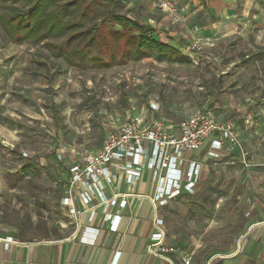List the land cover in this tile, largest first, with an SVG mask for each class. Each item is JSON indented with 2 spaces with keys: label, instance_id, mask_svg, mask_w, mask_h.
I'll use <instances>...</instances> for the list:
<instances>
[{
  "label": "rangeland",
  "instance_id": "374dc122",
  "mask_svg": "<svg viewBox=\"0 0 264 264\" xmlns=\"http://www.w3.org/2000/svg\"><path fill=\"white\" fill-rule=\"evenodd\" d=\"M116 1L119 13L150 26L155 27L163 16L180 24L158 6V0ZM176 1L182 12L181 2ZM89 3L93 7L84 25L108 24L97 0H81L69 18L77 20ZM28 6L23 0H0V108L5 114L0 116V218L16 222L23 237L56 233L57 219L64 216L59 203L67 165L57 158L56 150L99 149L110 130L138 109L149 107L151 100L159 102L165 114L177 122L198 109L220 113L224 95L245 102L253 94L250 88L257 86L263 90L259 109L264 112V79H254L264 73V61L255 62L256 50L247 37L220 41V47L203 51L196 64L178 61L179 52L168 59L155 51L139 60L120 61L123 42H113L106 35V43L99 46L103 59L95 62L91 58L95 52L83 56L77 51L83 42L65 45L68 36L43 41L12 37L1 16H8L15 7ZM161 27L165 28L158 29ZM182 37L179 43H186ZM57 46L66 48V55H56ZM100 62L108 65L98 66ZM230 73L239 78L230 81ZM251 107L244 103L245 111ZM6 127L16 130L13 147L5 142ZM247 151L249 165L241 160L210 168L197 191L173 199L163 209L166 231L200 256L230 254L246 228L252 211L251 173L264 168V160L257 162L250 149ZM144 176L150 183L149 170Z\"/></svg>",
  "mask_w": 264,
  "mask_h": 264
},
{
  "label": "crops",
  "instance_id": "0c3cea01",
  "mask_svg": "<svg viewBox=\"0 0 264 264\" xmlns=\"http://www.w3.org/2000/svg\"><path fill=\"white\" fill-rule=\"evenodd\" d=\"M179 1L184 16L179 25L173 24L163 16L162 21L152 27L156 29L158 38L164 42L170 41L180 56L187 58L189 62L193 61L198 64L201 53L212 50L214 45L220 47V41L229 40L228 42H230L234 38L247 37L246 39L252 42L256 50L255 62L264 61L262 54L264 49V0ZM161 25H164L165 28L161 27L162 29L159 30ZM182 36L186 39V41L184 40L186 43H179V38ZM195 38L201 39L202 45L198 50L189 54L183 50L182 46L189 44ZM238 78L239 76L233 73L228 76L230 81ZM260 78L264 79V73L257 75L254 79L258 82ZM243 79L246 77L244 76ZM250 90L253 91V94L244 99L246 106L252 105L250 110H244V101L241 102V105L239 100L224 95L221 96L223 104L220 103L222 106L220 113L218 112L216 115L219 120H233L245 148L250 149L252 153L251 158L261 163L264 160V151L262 152L260 147H264V112L259 109V101L263 90L257 86L250 88ZM228 93L232 92L228 91ZM151 102L156 103L159 107L157 111L152 110L154 115L166 122L176 124L182 118L173 122L174 120L165 114L163 106L159 102L155 100H151ZM2 114L5 115L0 108V116ZM249 114H252L251 124L247 123ZM3 131L7 132L5 142L13 147L18 139L16 130L6 127ZM211 141L212 137L209 138L203 151H196L194 154V157L202 164L201 180L196 191L209 173L210 168L220 166L222 163L241 162L238 154L227 149L220 150L222 155L219 158H208L206 151ZM86 149L88 148L68 151L65 147H61L56 150V154L62 153L66 159L63 164L68 165V163L79 159ZM66 174L67 170L62 176V180ZM145 177L143 176L134 186H128L124 180H121L106 187L105 191L108 196L126 191H133L134 195L127 198L126 208H121L119 205L111 207L110 212L121 215L120 224L116 231L110 229V223L104 219L101 208L96 210L92 222L86 218L83 219L84 225L98 228L94 243L85 242L81 239L83 230L73 235L75 229L73 220L60 203L59 208L64 216L57 219L56 233L49 231L39 237L26 238L22 236L16 222L11 221V218L1 217L0 239L11 237L12 241L9 243L0 241V264H186L184 259L188 256L190 257V264H264V168L254 170L251 173L252 193H250L249 199L252 201V211L248 213L249 220L246 228L237 239L233 250L230 254L215 253L209 257L198 255L199 251L194 253L188 244L169 234V232H167V241L178 248L177 252L163 253L160 256L148 252L150 236L155 228L153 205L144 196L151 192V183H146ZM4 189L2 188V191H5ZM63 189L62 184L61 192ZM174 200L158 208L163 219V209ZM79 208L82 209L83 206L79 204ZM92 232L94 233L92 234ZM96 232V229L91 228L85 236L93 238Z\"/></svg>",
  "mask_w": 264,
  "mask_h": 264
},
{
  "label": "built area",
  "instance_id": "2783aa9c",
  "mask_svg": "<svg viewBox=\"0 0 264 264\" xmlns=\"http://www.w3.org/2000/svg\"><path fill=\"white\" fill-rule=\"evenodd\" d=\"M158 6L173 22L183 21L176 0H158ZM201 45V39L195 38L186 46V52L192 53ZM158 109L153 102L147 108L138 109L135 115L107 133L99 149L85 151L77 161L68 163L66 177L62 180L64 189L60 205L73 220V235L83 230L81 239L95 242L98 228L84 225L83 219L92 222L98 208L102 209L104 219L109 221L110 229L116 231L121 215L110 212V209L116 205L126 208L127 198L134 193L126 191L108 196L106 187L121 180L128 186H134L143 178L144 171L149 170L151 192L144 196L153 205L155 229L150 236L148 252L156 256L177 252L178 248L167 241L165 222L158 208L184 193L191 194L196 190L201 180L202 164L194 153L212 137L206 151L208 158H219L220 150L227 149L238 154L249 165V153L233 120H219L214 112L198 110L182 117L178 123L170 124L154 115L152 110ZM251 118L252 114H249L248 124H251ZM23 155L27 156L28 153L24 152ZM57 158L66 161L62 153H58ZM79 204L83 206L82 209ZM91 228L97 232L93 238H87L85 234ZM0 241L9 243L12 238ZM184 261L190 264V257Z\"/></svg>",
  "mask_w": 264,
  "mask_h": 264
},
{
  "label": "trees",
  "instance_id": "16d2710c",
  "mask_svg": "<svg viewBox=\"0 0 264 264\" xmlns=\"http://www.w3.org/2000/svg\"><path fill=\"white\" fill-rule=\"evenodd\" d=\"M11 1L16 2L18 0ZM23 1L29 4L27 8L15 7L8 16H1L8 25L12 37L21 35L20 41L25 39L43 41L52 36H68L65 45H70L72 42H83V47L77 51H82L83 56L95 52L96 54L91 55L95 62L103 59L100 56L101 49L99 46L106 43L104 40H107V37L113 42H118V40L123 42L120 61L125 59L139 60L153 51L168 59H174L178 54V50L174 46L158 38L154 27L132 18L126 13H119L116 0H97L103 20H108L109 23L105 25L99 22L88 27L84 25V20L93 7L90 3L85 6V11L77 20H72L69 17L75 13L81 4V0ZM114 49L111 51L113 52ZM66 53V48L62 46L55 51L56 55H66ZM262 54L264 55V49ZM178 61L189 62L187 58L182 56L178 58ZM102 64L108 65L107 62H100L98 66L102 67Z\"/></svg>",
  "mask_w": 264,
  "mask_h": 264
}]
</instances>
